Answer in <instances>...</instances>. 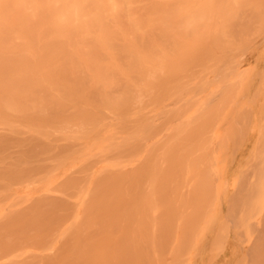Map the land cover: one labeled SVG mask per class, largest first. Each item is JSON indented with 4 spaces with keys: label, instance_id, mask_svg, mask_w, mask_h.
<instances>
[{
    "label": "bare ground",
    "instance_id": "1",
    "mask_svg": "<svg viewBox=\"0 0 264 264\" xmlns=\"http://www.w3.org/2000/svg\"><path fill=\"white\" fill-rule=\"evenodd\" d=\"M223 1L224 2L219 7H215L212 10L213 12H211L210 9L206 11L207 8H210L208 7L207 4L212 3L213 6L215 4L214 3L215 0H0V264H190V261L191 259H193V257L192 258L188 257L189 259L187 258V262L184 263L183 261L184 259H182V257L185 256L186 253H184V255L182 253L185 252V250L182 251V253L180 249L178 252H176L179 247L176 246L177 243H175L174 245L175 252H173L174 249L173 250L171 249L170 253L172 254H167L168 255L167 256L165 251H167V253L169 251L167 250L166 243H168L169 245L172 244L171 240H174V238L169 240L170 237L167 236L164 237L165 239L164 238L161 239L160 238L161 236L160 237L157 236V233L160 234V229H159L160 227L161 228L164 227L166 231H168L167 229H169L170 231V228L173 227H175L176 230L175 225L177 222H175V224H172V222L166 221L165 217L169 214L168 217H172L171 220L174 222L173 218L175 216L176 217L178 216V212H177L178 208L181 209L182 213L183 211L186 213L185 211L186 208L185 206L187 205L186 203L188 202L191 203L192 200L190 201L189 197L190 199H193L192 196L194 194L197 195V198L199 200L194 196L195 198L194 202L195 200H197V202H195L197 204L195 205L194 202L192 201L191 203L192 210L195 206L198 207L199 201H200L199 208L200 206L202 207L201 204H203L204 206V203H202L204 201V199H202V195L207 198H210V196L208 197V195L210 194L209 191L210 189H212L214 195V186H215V190L217 189L218 186H220L218 187L219 190L223 191L222 189H224L226 192L225 188L220 189L221 185L218 183V181L216 184L215 179L216 178L219 179L220 177H222V181H224L223 179L225 177L223 178V176L224 175L226 176L228 173L224 174L223 171L224 174L223 176L220 175V173H219L220 177H218L219 176L218 174L217 177L215 175L214 177L216 178L213 177L214 178L213 181V179H210L209 176L207 177V175H204L205 170H203L204 169L203 167V169L201 170L203 171L202 173L203 179L204 176L206 177L205 178L206 180L205 179L203 180L205 184H203L202 177L200 176H199L200 178L198 177L199 174L198 171L201 168L198 169L197 167L198 174L196 172L194 174L196 178L198 177V179L192 176L196 181L193 180V182H191L192 187H190V185L189 187L193 189V187L197 185L198 188L197 186H195V189H193L194 191L189 189L188 192L193 191V193L191 194L189 193L188 196H186L187 194L185 195V193L187 192L186 191L187 187H185L186 180L190 181V178H192L191 175L189 174L190 177L189 178L187 177L189 180L184 179V177H186L185 169H184V165L186 164L185 161L188 158H192L190 157V155L196 153L195 150H197L198 148L201 149V146H203L205 143L206 144L204 146L210 147L209 145H207V142L211 141V140L208 141L211 135L205 136V134L207 133L206 131H208V129L206 130L204 129V127L209 128V126L212 125V127L215 126L216 128V125L213 122H216L214 121V119L216 120V118H218V115L216 114L217 109L211 107L212 104H209L210 103L209 102L208 106L210 107H208L207 109L209 114H206L205 117H207L208 115L209 116L207 117L206 120L204 119V121H202L203 120L202 117L201 119L202 125H200L201 121L199 123V121L196 120L198 119L197 116H196L197 118H195L194 120L192 117H190L193 115L192 113H190L189 117L186 115L187 113L184 114V112H187L188 109H191V111H193V108H191L192 106L189 105L191 102L185 100L187 104L189 102L187 106L188 108L186 110L184 108V105L186 103H184V105L181 104L182 106L178 107L179 110L177 109L176 105L174 106L173 102L174 99L178 97L177 94L176 97H173L174 99L170 98V100L171 99L172 100L169 101V103L173 104V106L171 107L170 105L171 108L170 110L168 109V112L170 114L172 108L175 107L178 110L177 111L178 113L175 114L176 110L175 112L172 111L173 118L170 115H169L170 117H168V115L166 116V113L168 112L163 111L161 108V110L165 112L164 117L168 118V120L165 118L167 122H165L166 120L163 122L162 120L163 116L161 117V114L163 113L160 112L159 117L161 118L162 121L159 122L157 120L159 128L158 125L156 124L157 121L156 123L152 121L153 119L155 121L156 118L154 116L155 114L152 115V117L154 116L155 118L154 117L150 118L149 115L151 111L149 113L147 112L145 113L144 118L149 117L150 119L147 118L146 120L148 121L151 120L150 121L151 123L153 122L152 123L153 127L151 128L154 129H151V131H149L147 125L142 124L141 120H139V118L141 119L143 117L142 113L144 112V111L141 112L143 109L141 110L139 106L141 105V108L143 107L148 108V104L154 103V101L156 102V100L157 101L163 100L164 94H162L163 96L156 95L158 91L169 93L170 92L169 89H171V87L169 86L170 88H167V90L165 88L171 82V81L167 82V80H169L170 78L172 80L173 76L179 75L180 77H182L181 79L186 80L185 78H183L184 76L182 75V73H184L188 65L190 66V68L192 67L191 63L197 61L198 64L200 60L203 61V58H207V57L208 59L205 60L207 61L210 59L213 63L214 59L212 60V57L214 58V55L213 56L210 55L212 50L214 54H215L214 52L215 50L216 53L218 52L216 54V56L218 57V54H220L222 51H224V53L227 52L228 50L230 51L229 48L231 47V45L236 47L237 43L238 44L241 43L239 45H241L242 48H244V46L246 48V45L250 47L251 42H254L253 38H255V35L254 37H251L252 32H253L252 34L258 33V35H260L259 28L257 27V25L259 26V23L256 24V21L257 20L259 21V16L261 15L264 9V0H223ZM205 6H207V8ZM209 11L210 14H208ZM210 17H212L213 20L215 19V22L213 20L210 21L211 20ZM251 26L253 27V29L252 28L250 29ZM262 34H263L262 37H264V33ZM250 37L253 40H251ZM242 43H244L245 45H243ZM249 43L250 45H248ZM254 46L256 45H253L252 49H254L253 51H256L257 48L255 50ZM262 46H264V44L261 45V47ZM223 47H227L228 50L227 49L222 50ZM241 47L240 49L239 48L236 49V51L241 50ZM219 48H221V52H219L220 50L217 51V49ZM259 49H260V53H262L260 47ZM262 49L264 50V48ZM234 51L235 50L232 51V54L229 53V55H227L228 53L224 54L222 52L223 54L222 53L221 54L223 58L221 57V55H219V57L221 58V60H224V58H226V60L228 61L227 56L230 57V55H232L231 58L232 59L235 58L233 57V55L236 54L235 53L236 51L235 52ZM257 51L255 52V54L257 53ZM233 52L235 54H233ZM246 52L247 51H245L244 53ZM250 52L252 51L250 50ZM237 53H240V51ZM209 55L211 56L210 58ZM224 55H226V57H224ZM263 55L264 54L262 53L260 57L261 60ZM256 57L258 58V56L255 55L253 60H255ZM230 60L228 62L229 68L233 67L232 65L234 64V62H232L233 64L230 63ZM234 60L237 63V58H235ZM216 62L214 63L216 64ZM242 62H243L242 65H244L245 61L242 60ZM208 64H210L209 61H207L206 65ZM211 65L206 66V69H204L205 71L204 70L203 71L204 72L207 71L208 74L211 73L210 71H208ZM220 65H223L224 67V64H220ZM226 65L227 64L225 62V66ZM200 66H201L200 70L202 71V65ZM194 68L196 69V67ZM251 68L252 70H254L253 68L255 67L252 66ZM251 68L249 70H251ZM210 69H212V67ZM187 70L185 71L184 75L187 76V80L189 81L193 79L192 78L193 75L196 76V73L190 76L192 79H188L189 74H187ZM214 71H217V68ZM222 71L225 72L227 71V69H224ZM247 72L249 73L250 71ZM190 73H192L191 70ZM234 73L235 72H233V75ZM237 73L236 76L233 77V79L236 77L235 79L237 80ZM243 73L245 74L246 72ZM253 73H250L249 75ZM202 74L204 73L202 72ZM224 74L225 73H223L222 76L220 75V77L219 75H217V78L219 77L218 78L219 80L223 78V82H225L226 74L225 75ZM204 76L202 75L201 78H203ZM201 78H199L198 81H196L197 79L194 80L196 82H199L201 81L200 80ZM207 78L205 77V79ZM245 78H247V76ZM210 79L213 80L212 76ZM242 79L243 77H241L240 80ZM174 80L175 78L173 79V81ZM187 80L184 82L185 83L188 82ZM194 80L192 82L196 83ZM227 80H229V78ZM173 81L172 84L175 83ZM214 81L216 82L217 80L214 79ZM250 81H248V83ZM184 82H181L180 84L183 87L185 86L183 85ZM223 82H220L221 86H222L221 83ZM236 82L238 83V81ZM243 82L244 81H242V83ZM188 83L191 84V81H189ZM202 83L203 85L206 84V83L204 84V82ZM208 83L209 81L207 82V84ZM163 84L165 87L162 86ZM232 84H233V88H232ZM232 84L231 86L229 85L228 86L232 89H237L236 87L238 85L237 86L235 85L234 88V83ZM244 84L246 83L245 82L243 83V87ZM226 85L227 84H225V86ZM192 86H194V84H192ZM208 86L205 85V87ZM262 86H264L263 83ZM162 87H164V89ZM175 87H174L175 89L174 91L178 92L177 90L180 88L179 87L175 88ZM196 87L195 89L193 87H190V89L193 88L194 90L193 89L191 90H193L194 92L196 90ZM205 87H203V89H207ZM260 87L261 86H258L257 88L261 89ZM160 88H162V90H160ZM188 89L189 88H187V90ZM199 89H200L199 91L201 92L202 89L201 88ZM243 89H246V87ZM174 91L172 92L173 94ZM186 91L184 90V92ZM199 91L197 89V92H195L194 95L200 93ZM227 91L229 90L226 89V93L230 92ZM239 91L240 88L236 93H238ZM259 91L263 92L264 90L263 91L259 90ZM184 92L182 93L183 96L185 95ZM188 92H192V91L188 90L187 93ZM219 92L220 94L222 93L221 90H219ZM247 92H249V90L246 89V94ZM206 93L205 95H207ZM240 93L236 95L238 96ZM257 93L258 91L254 92L255 95H257ZM224 94L222 96H224ZM233 94H234L233 99L235 100L236 99L235 93L233 92ZM242 94L240 95L242 96ZM189 95L191 96V94ZM189 95L187 97H190ZM219 96L220 95H217L219 100L216 97L217 104L218 101L220 102L221 99H222L221 101L223 102V99L225 98V97L220 98L221 96L220 97ZM247 96H249V94ZM147 97L148 100L146 101V103H144L143 101H145L144 99L145 98L147 99ZM155 97H157V99ZM198 97L196 96V98ZM244 97L245 96H243L242 98L244 99ZM166 98L167 97H165L163 101H165ZM250 98L252 99V97ZM260 98H261V94H260ZM263 98L264 97H262V99ZM185 99L188 98H186L185 96ZM192 99H194V97ZM195 99L192 101L193 104L194 102H196ZM233 99L232 101L234 102ZM149 100L151 101L148 102ZM178 101H181V103L183 102L182 98L181 100L178 99ZM236 101H237L236 105H238L237 103H240L239 99L238 100L236 99ZM244 101L247 100L244 99ZM263 101L264 100H262V102ZM178 104H180V102ZM223 104L220 105L226 109V107L224 106L225 104L224 105ZM243 104H245V102ZM243 104L241 106H243ZM150 106L152 107V105ZM263 106H264L263 103L262 106L259 105V107L263 109V113L262 111H259L261 113H259L260 115H258L257 113L258 117H260L262 114L264 115ZM180 107L183 108L182 110L183 112L181 111L182 113L179 112L181 110ZM204 107L207 108L206 105ZM204 107H203V111L206 112ZM167 108L169 107L167 106ZM211 108L215 109V112L212 111ZM230 108L234 110V107L232 108L230 106ZM261 108L259 109L261 110ZM198 109L199 108L197 109L195 108L194 111L196 112V110ZM249 109L250 108H248L247 110L244 109L245 116L243 114L244 112L242 110L240 111L243 112L242 114L244 116V119H247V116L249 118V112H248ZM106 110L107 111L111 110L112 112L109 111L108 114ZM147 110L149 109H146V111ZM254 110L252 111L253 114L251 115H253V117L257 119L258 117H256ZM104 111L107 117L110 116V114H113L114 112L118 114H123V117L121 115L120 118V121H122V119L125 118L124 122L122 121L123 125L122 123H120L119 119H117V121H119L118 122L119 125L121 124L120 128L123 129L118 128L117 131L116 123H114L115 125L113 124L114 125L113 126L111 123H113L114 119L110 117L109 118L106 117V119L107 121L109 119H110L109 121L112 120L111 123L109 122L110 125L112 126L110 125L107 126L106 124H108V122L104 123L105 122ZM209 111L213 112L212 114L217 116L213 117V115ZM219 111L218 114H220L221 112ZM227 112L225 111V114ZM124 113H130V115L133 117L132 119L133 121L132 120L128 121V117L126 120ZM140 113L142 115H140ZM198 113L202 114L201 112H199V110L195 114ZM221 113H223V109ZM102 114L104 115L103 119H102ZM158 114L156 116H158ZM183 114H184L183 122L186 124H184V126L181 128L180 126L181 123L178 125V122L175 120V122H177V125L175 122L172 125L174 126L173 127L174 129H176L177 126H180L178 129V131L179 130L180 131L179 132L177 130L173 131L174 129L172 128L171 131L173 132L170 131L169 133H167V129H166L165 132L167 134L165 133L164 135H162V133L164 132L163 128H165L164 127L165 125L162 126L163 127L162 128L160 127V124L162 125L166 123L167 126L166 128L168 127L171 128V126H169V118L171 119L170 123L173 119H178L179 121V119H182ZM113 115L111 116L115 118L116 115L114 116ZM199 116L201 117V115ZM210 116L212 118L211 120L213 124H211V122L208 121V118ZM159 117L156 119H159ZM219 117H221V114L219 115ZM236 118L237 120H239L238 116ZM260 118L258 119L260 120ZM262 119L263 118H261V120L257 122H260L261 124L262 122L264 123V119L263 121ZM101 120H104L102 121V123L103 125H106L104 126L106 128L103 127L102 129L101 126L102 124L100 122ZM125 120L127 121V123L129 122L128 123L129 125H127ZM233 120H235V117L232 119V121ZM137 121L139 122V126L137 130L139 131L140 135L134 136V134L131 133L132 131L130 132V130L131 128H133L134 124L137 125L136 124L138 123ZM130 122H134V123L133 124L131 123L132 124L131 125ZM192 122H195V124L198 123L197 126H195L194 124V126L191 127ZM229 122L232 123L231 121ZM225 123L222 124L227 126V123L226 124ZM247 123L249 125V122ZM260 123L258 125H260ZM140 124L141 127L143 126L142 132L140 130L141 129ZM154 124H156V128ZM174 124L176 125V127ZM98 125H100V130L97 129ZM124 125H126V131L130 129L129 132L125 131V128L123 127ZM242 125L243 124L241 123V126ZM258 125L254 124V127L256 128V126ZM200 126H202L203 130ZM230 126L232 128L228 126L225 130L231 128L230 130L229 129L227 130V134H229L228 137L231 136L230 137L231 139L229 138L231 141L233 138L231 133L236 137L237 132L235 131L234 124L233 126L232 125ZM112 127L113 128L115 127L116 129L114 128L115 129L114 130L112 129ZM144 127L148 130V133L146 129H144ZM254 127L252 124L251 129L254 130ZM194 128L196 129V131L200 129L201 130L200 132L198 131L196 133ZM243 128L241 127L242 134L239 136L241 138V136L244 137L245 134H247L246 136L248 138L249 135L248 131H246L245 133L244 130L245 133L244 134ZM119 129L121 131L122 130L124 131H122V133L119 134L118 133L120 132ZM213 129L211 130L213 131ZM262 129H260L259 136H261L262 134V140L264 141V134H263L264 129L263 131ZM137 130L136 128H134L133 131L135 133L136 132L138 133ZM252 130L251 132L249 131L251 133V137H252ZM144 131L147 134H145ZM203 131L205 132V134L203 133ZM233 131L236 135L233 133ZM254 131L255 132L258 131V127ZM216 132L217 131H215L214 135H216ZM125 133L126 134L130 133L131 135L132 134L133 135L129 136L130 134L125 135ZM198 133L200 135H198ZM257 133H259V131ZM196 134L198 135V138L197 137L195 138ZM201 134L202 135L204 134L205 138L201 137ZM219 134H217V136ZM14 135L18 136V138L16 139L17 140L16 145L19 147L17 151H13L9 149V140H10L9 137ZM192 135L194 136V138ZM221 135H223V133H221ZM224 136H220L223 138L222 140L223 143L220 142L221 138H218L219 142L216 141L217 144L222 143L223 148L227 147L225 143L226 134ZM239 136L235 140H237L240 143ZM200 137L203 142V145L201 141L199 142ZM79 138L85 139L84 142L83 141L79 142ZM212 138H213L212 141L217 139V138L214 139V137ZM76 139L78 140L74 141ZM130 139L131 140L134 139V140L130 142L129 141ZM160 139L163 141L159 143L158 140ZM257 139L258 138L256 137V141ZM260 139L261 137H259V141ZM259 141H257L256 142L257 145H255L256 153L258 154V157L256 156V158L257 161H259V163H257L256 166L257 168H259V166L261 165L262 167L261 170L264 171V164L262 165L260 162V160L264 162V157H263L264 155L262 154L263 156L262 157L260 156L263 151L262 147L264 145L263 144L258 145ZM216 142H214L215 149L217 146ZM53 143L56 144V146L59 145L60 148H62L61 152L52 153V151L54 150V147L52 145ZM230 143L228 144L230 145ZM245 144L248 145V143ZM254 144L250 143L248 146ZM194 145L199 147L196 148ZM220 146L218 147L220 148ZM259 146L262 147L260 148ZM193 148L194 150L192 151ZM233 148L236 147L233 146ZM252 148L254 149L253 146L251 147V149ZM227 149L228 148H226V151ZM241 149L243 150L244 148L242 147L240 148V150ZM259 149H261V151ZM205 151L206 150L204 149V152L200 153L199 150V153L202 154V157ZM246 151L249 152L248 149ZM207 152H206V156H207L206 160L207 158L210 157L211 150L210 152L208 153ZM212 152L215 151L212 150ZM250 152L251 154L255 153L254 151L251 150ZM44 153H48L46 155L47 157L45 156L44 159L37 160V157H39V155L41 156V154ZM207 154H209V157ZM246 154L248 153L246 152ZM217 155H218V151H217ZM219 155H221L220 157L223 159L222 155L224 154L220 152ZM197 156L200 155H196V157L194 156L193 159L190 160L188 159L190 163L189 167L190 169L192 168L191 170L196 169L194 164L195 165L197 164L196 166H198L197 161L199 159H197ZM211 157H213L212 154ZM216 157H214V159H216ZM239 157H238V161H239ZM244 157L245 156L243 154V159ZM251 157L255 158L254 155ZM199 158H201V156ZM218 158L219 157H217V160ZM204 160L202 162L203 164H205ZM217 160H215V162H218ZM255 160L256 159H253V162L256 164ZM192 161L195 163H192ZM218 163H220V161ZM207 164H208L207 167H209V164L212 163L207 162ZM245 164L242 166L245 167ZM236 165L234 166L236 167L235 169H237ZM213 166H215V164ZM217 166L219 167V165ZM231 166L229 168H231ZM73 167L75 168L74 172L73 173L68 172V169L70 171V168ZM186 168H188V166ZM211 168L213 167L210 166V169ZM221 168L223 169V167ZM213 170L214 168L212 169V171ZM244 170H242L243 171L242 174L245 172V174L247 175V170H250V168L247 169L246 171ZM179 172H181L182 174V175L180 174L181 177L178 174ZM208 172H211V170ZM216 172L214 171V174H216ZM59 174H61L62 176L59 177ZM221 174H222V170H221ZM250 174H253V172L252 173L250 172ZM36 175L41 176L40 177L41 185L39 189L35 190L34 192L37 195L35 194L33 195L32 192L34 191V189H31L32 191L30 190L29 193L31 194H28V192L27 193L24 192L26 188H24V191L21 189L23 191L22 193L21 190L20 193L19 191H16L14 189L12 191V188L14 187V181L20 180L19 182H21L23 178L25 179V181H29L30 177ZM166 175L167 176L170 175V177H168L169 179L166 177ZM177 175L179 176L178 179L176 177ZM173 176L176 178H173ZM251 176L249 177L248 174L247 176L248 181L249 178L250 179L252 178ZM253 176L255 179L253 180L254 181L258 180V182L255 183L256 186L254 184V187H252V185L251 187L252 189L253 188L256 189L259 187V186L257 187V185H260V180L259 177L256 180L255 174H253ZM162 177H164V179H162ZM243 177L242 179H239L238 187H237L238 192L236 191V188L233 193L230 191L231 194L233 195V198L231 197L232 195L231 196L229 195V198L232 199H229L227 197L229 199L228 200L229 202L226 201L227 203L226 205H228L227 210L229 209L228 210L229 214L231 213L230 210L232 209V206L235 207L234 211L232 209V213L235 212V214L234 215H232V213L230 214L231 216H233V218L234 216L236 217L237 214L238 217L239 213L241 212L240 216L242 217V219L240 218V216L237 219V220L240 219L239 220L240 224L239 222H237V220L236 223H238L237 225L239 226V228L243 226L241 230L244 229V231H247V235H246L247 237L249 236L248 234L251 233V231L248 232L249 229H247L245 225L250 226L249 219L252 218L254 220L253 218L254 214H256L255 216L258 215L257 210L260 211V213L262 210H264L263 208H261V204L263 205L264 202L262 203L260 201L261 197L264 196V193L263 195L261 194L262 195L261 196L260 192L264 189L260 188L262 187L261 186L262 184L258 188L260 192L258 191V189L256 190L254 189L256 195H258L259 193L258 196L260 197V199L258 196L256 197L255 194L254 196H250L249 193H247L249 197L246 196L247 195L245 194L246 192L243 193V191L246 190L249 191L251 189H249L250 185L249 187H247L249 190L245 189L247 183L245 182V177L244 178ZM227 178H226V183H227ZM156 179H157V183L155 181ZM166 179L168 180V184L166 183L167 182ZM173 179L174 181H176L177 179L176 184H173L174 183L173 181L172 184L174 186L168 187V185H170ZM169 180L171 181L169 182ZM233 180L237 182L236 181L237 179L235 177L231 178V181L235 183ZM146 181H148V183ZM149 181L152 184H150ZM164 181L166 184L164 183ZM180 181L182 183L185 182V184L183 185ZM219 181L221 182L220 179ZM160 182L162 183V185H159ZM214 182L217 185V187L216 185L213 186ZM146 183L147 185L148 184L149 185L147 186ZM154 183H156L157 185L155 186ZM178 183L183 185V188L186 189L184 190L183 197L181 195L182 192L179 191L181 190L182 186L178 185ZM221 183L223 187V183L225 182H221ZM201 184L203 185L202 186L204 188L203 190ZM241 185H243V187ZM153 186H155L156 188L160 186V188L155 189ZM226 186L224 185V187ZM231 186H233V184ZM145 187L147 189H149V187L150 189L154 188L155 192L154 191L150 192L152 195L150 196L151 198L148 196V193L144 192ZM176 187L177 190L175 189ZM170 188H172V190ZM165 189H167L166 190L167 192L165 191ZM198 189L199 191L200 190L201 191L199 192ZM205 189L206 190L208 189V192H206ZM219 190L215 191L217 192V194H215L216 197L219 194L223 196ZM228 190L226 196H228L229 193ZM232 190H234V188ZM145 191L147 190L145 189ZM172 191L174 193L173 195L175 196V198L173 195L170 196ZM153 192L154 193L157 192V193L154 195ZM162 192H164L163 193L164 196ZM179 192L181 196L180 199L184 197L186 198L188 197V201L184 198V200L182 199V201L185 202L186 200V202L182 203L181 200L177 199ZM194 192H197V194ZM240 192L244 194L245 200H243L244 196L241 197V199L238 198L241 203L238 202L237 205L239 206H237L235 203L238 201L237 200L238 195L240 197ZM145 194L147 196V199L149 198V200H147L148 205L150 204L149 201H151V204L153 203L152 206H148L149 208H151V210H149L150 213L153 214V215L151 214L153 217L150 219V221L149 220L146 221L148 219L146 218V214L148 212L146 209L148 208H146L147 202L144 196ZM165 194L168 195V198L165 196ZM153 195L155 197H159V201L157 198H152ZM221 196L217 197V200L215 197L214 198L216 201H218L219 198L221 199ZM254 197H256V199ZM170 198L173 199V200L171 199L170 202L173 208L176 207L175 202L178 200V204H177L178 208L169 209ZM263 198L261 199L262 201H264ZM251 199L253 201H251ZM208 200L209 199H207V203L210 202L209 205L211 204V202L213 203L214 201L213 199H211V201L209 200L208 202ZM230 200H234V202L232 201V204L234 205L230 203L231 202ZM254 200L255 202H257L258 200L260 201L259 204L256 203L257 207H255V205H252L254 203ZM161 201H163V203H161ZM248 202L252 205L253 208L250 205H248ZM156 203L157 205H160L161 203L160 206L161 208L158 207ZM181 203L184 208L180 205ZM216 203L218 204V202ZM219 203L221 204V202ZM223 203L225 205V202ZM242 203L243 205L245 204L247 210H249L248 209L249 206H250V211L254 210L253 215L250 213V211H249L250 216L247 214V212L244 213L245 209L243 211V215H242V211L240 210L238 211V207L240 209L244 207L241 205ZM162 204L164 206H162ZM209 205L207 204L205 206V208L206 207L207 208L206 209L204 208L203 211L207 210ZM235 205L237 206V208ZM258 205H260V207ZM154 206L158 207V209H156L155 211H158L159 208L161 209V211L159 210V213L157 212L156 215L152 211ZM188 206L189 204L187 205V208ZM163 208H165V210H163ZM191 209L188 212L190 216L189 214L187 215V213L186 216H184L185 213L184 215H182L181 212L179 211L181 216L184 217L185 220L180 218L182 219V221H179L178 223L179 224L178 231L179 229H181V226H183L186 222L189 223L187 219L188 216L189 218L191 217V213H190V211L192 212ZM210 209L208 211H210ZM166 210L168 211V213ZM213 210H215L214 212L216 211L218 212V213L216 212L217 215L222 214L221 211L219 213L218 211L219 209L217 210L216 207L212 209V213ZM172 211L174 212L173 213L174 215L171 214ZM236 211L238 212L236 213ZM175 212L177 215L175 214ZM194 212L196 213V216L197 214H199V219L202 218V214H204V216L206 217L208 216L207 214L210 213L206 211L205 212L201 211L202 214L201 212L200 213H197L196 211ZM163 213L166 216H164ZM225 213L227 214V212ZM148 215L149 214H147V217ZM151 215L149 216L151 217ZM217 215H212L214 216L212 218L216 219ZM227 215H225V217ZM156 216H158V218L161 219L159 221L165 220V224L167 225V228L165 224L163 223L161 224V222H159L158 224L156 220L157 219ZM163 216H164V220H163ZM204 216L203 218L205 219ZM229 216L228 218L226 217L227 221L223 220L222 226H221L222 221L220 224H218L220 225V227H218L219 229H221L224 226V222H226V224L229 222L228 219L232 221L231 216L230 218ZM262 217L263 216H261V218ZM246 218L248 219L245 220ZM174 219L176 220V218ZM193 219L197 220L198 218L194 217ZM235 219L232 221L233 223L235 222ZM243 219L245 220L244 224H243L244 221ZM177 220H179V218ZM190 220H192V218H190ZM205 220L203 221L201 220V223H203ZM263 220L262 223H264ZM183 221H185V223L181 225L182 223L180 224V222ZM192 221L195 222L194 220ZM214 221L217 222V220ZM210 222H212V219H210ZM188 223L187 226L190 227ZM207 223H209L208 219L206 224ZM262 223L258 222V225L259 224L261 225H259V227L255 229V234H254L255 236H253L254 238L252 239L250 237L252 240H249L251 242L246 246L244 245V243H247V241L244 242V238L245 240H247L246 237L244 236L241 239L238 236V232L235 235V237L232 236L234 237V239H232L229 234L228 236H226L227 228L225 224L224 228H226V230H224L223 228V231H225L224 233L226 240L224 264H264V225ZM210 224L211 226H209V224L207 226L211 227L210 228L211 231L213 223ZM170 225H172L173 227H170ZM195 226L196 225H192V227ZM234 226L236 229L235 223ZM184 227H186V224L184 225ZM208 228H206L205 225L204 229L207 230ZM165 229L164 231L163 229L161 231L165 233ZM188 230L190 231V228H188ZM201 230H203V226ZM206 230L203 232H206ZM210 231H208V233ZM244 231H242V233H244ZM170 233L173 234V229H171ZM181 233L182 232L180 231V234ZM186 233L188 235V232H185L184 239L187 238ZM212 233L210 232V236ZM191 234L189 232V237L187 239V242L185 240V243L188 244L189 240L193 241L195 239L193 236L194 234L192 235L193 238H190ZM198 234L200 233L198 232ZM245 234L246 233H244V235ZM199 236L200 235H198V237ZM215 236L213 241L214 244H215ZM221 237L223 238L221 239V241H223L224 243V236H222V233H221ZM179 238L180 237L177 238V241L182 243L181 241L182 238L178 240ZM197 239L199 242H195L194 244L195 246L196 243L197 246H199L198 243H200L199 238ZM204 239L205 237L202 236V240ZM163 241H165V243ZM159 242L164 247L166 246L165 250L161 249L163 246H161L160 248ZM180 243L178 244L180 245ZM169 245H168V249L170 248ZM191 245L190 248L192 249L193 246L191 247ZM181 246L183 248V244L180 245V247ZM213 246L214 245H212V247L210 246V248H213ZM186 247L187 245L184 248L186 249ZM198 248L203 249L204 245L201 248L196 247V249ZM221 248L223 249V247ZM206 250L207 251L209 250L210 252L208 246ZM218 250L221 251L220 249ZM162 251L163 253H161ZM203 251L201 254L204 253ZM196 260L198 261V258Z\"/></svg>",
    "mask_w": 264,
    "mask_h": 264
},
{
    "label": "rangeland",
    "instance_id": "2",
    "mask_svg": "<svg viewBox=\"0 0 264 264\" xmlns=\"http://www.w3.org/2000/svg\"><path fill=\"white\" fill-rule=\"evenodd\" d=\"M223 2H224L223 0H222V2H221V0H219V1H216V0H215V2H214L215 4H214L213 6H212V3H208L207 5H208V7H210V8H207V6H205V7L207 8L206 11H208V10L210 9V11L213 12L212 10H213L215 7H219ZM216 3H217V4H216ZM210 11L208 12V14H210ZM263 13H264V9H263L261 15L259 16V21H258V20L256 21V24L259 23V26L257 25V27L259 28V31H260L259 34H260V35H258V33H255V34H252L253 32L251 33V37H254V35H255V38H256V37H257V38H256V39L253 38V39H254V42H251V46H250V47L246 45V48H245V46H244V48H242L241 45H239V44H241V43H239V44L237 43L239 46H238L237 44H236V47L231 45L232 50H231V47L229 48V45H228V48L230 49V51L228 50L227 47H223V48H222V50L227 49L229 52H228V51L225 52V53H224V51H222V52H223L224 54L228 53L227 55H229V53L232 54V51H233V50L236 51V49H238V48L240 49V47H241V50H238V51H236V52L234 51L237 55L233 52V54H235V55H233V57L237 58V63H236V61L234 60L235 58H233V59L231 58L232 55H230V57L227 56L228 61L226 60V58H224V60H221V58L219 57V55H221V57H222V54H223V53L221 52V48L217 49V51L220 50L219 52L222 53V54H221V53L218 54V57H219V58L216 56V54H217L218 52L216 53V50H215V51H214L215 54H214V53H213V50H212V52H211L210 55H211V56L214 55V58L212 57V60L214 59V62L217 61L216 64L213 62V63H214V65H213L212 61L209 59V60H207V61H209L210 64L206 65L207 61H206L205 59H208V57H207V58H203V61H202V60H200V62L198 61L200 64H199V63L197 64V61L191 63V66H192L191 68H190V66L188 65V67H187L188 70H187V69H186V70H187V74H189V77L192 76V74L196 73V76L193 75V77H192L193 79H192L191 77H190V78L188 77V79H192V80H189V81H191V84L188 83L189 81L187 80V76L184 75V74H185V71H186V70H185L184 73H182V75L184 76L183 78H185L188 82L185 83L184 81H186V80L181 79L182 77H180L179 75L173 76L172 78H173V79L175 78V80L173 81V79L171 80V78H170L169 80H167V82H169V81H171V82H170V84L168 83L169 85L165 88V89L167 90V88H170V87H171V89H169L170 92H169V93H164L163 91H158V93L156 94V95H162V94H164V96L167 97L165 101H163L165 97L162 95V96H163V100H160V101H159V100H158V101L156 100V102L154 101V103H150V104H148V108H145V107L141 108V105L139 106L141 110L143 109L141 112L144 111V112L142 113L143 115L140 113V115H142L143 117H142L141 119L139 118V120H141V123H142V124H146V125H147V128H148L149 131H151V129H154V128H151V127H153V124H152L153 122L156 123L157 120H158L159 122H161L162 120H163V122H164L166 119L168 120V118L164 117V116H165V112H168V109L170 110V108L173 106V104H174V106L176 105V107H177V109H178L179 106H182V105H184V103H186L185 100L191 102L190 104H189V102H188V104L192 106L191 108H193V111H191V109H188L187 112H184V114L187 113L186 115H187L188 117L190 116V113H192L193 115L190 116V117H192L194 120H195V118L198 117V119H196V120H198L199 123H200L202 117H203V120H202V121H204V119L206 120L207 117L209 116V115H208L207 117H205L206 114H209L207 109H208V107H210V106H208V103L210 102L209 104H212L211 107H214L215 109H217L216 114L218 115V118L221 120V121H220L218 118H216V120L214 119V121L217 122V123H216V122H213V123H215L216 128H215L214 125H213L214 127H212V125H210L209 128L204 127V129H206V130L208 129V131L214 128L213 131L211 130L212 132H211V131H209V132L206 131V132H207L206 134H205V132L203 131V133L205 134V136H210V135H211L210 138L208 137V138H209L208 141H210V140H211V141H210V142H207V145H209L210 147L207 146V147H208V150H207V147L204 146L206 143L203 145V142H202V140H201V137H204V138H205V136H204V134H203V135L201 134V137H200L199 142L201 141V142H202V145L204 146V148H203V146H201V149H202L203 151H202L201 149L198 148V149H197L198 151L195 150L196 153H193V154H192L193 156L190 155V157H192V158H188V159L190 160V159H193L194 156L196 157V155H200L201 158H199L200 156H197V159H199V160L197 161L198 166H196L197 164H196V165L194 164V166L196 167V169L191 170L192 168L190 169V167H189V166H190V163H189V160L187 159V160L185 161L186 164L184 165L185 175H186V177H184V179H188V178L190 177L189 174L191 175V177H192V176L195 177V174H194V173L196 172V173L198 174V172H199L198 177H199V176L202 177V181H203V180L206 178V177L204 176V179H203V176H202L203 171H201V170L203 169V167H204L203 170H205V171H204V173H205L204 175H207V177L209 176V178H210V179H213V181H214V178L217 177V174L219 175V173H220V175L223 176L224 174L228 173L226 176H225V175L223 176V178L225 177V178L223 179L224 181H222V177H220V175L218 176V177H220L219 179L221 180V182H225V183H223V187H222V183L219 181V179H218V178L215 179L216 184H217V181H218V183L221 185V188H220V189L225 188V189H226V192H225L224 189H222L223 191H220L219 188H218V187H220V186L217 187V185H216L215 182H214L213 186L216 185V187H217V189L215 190V186H214V195H213V190H212V189H210V191H209L210 194L208 195V197L210 196V198H207V197H205V196H203V195L201 194V195H202V199H204L203 202L201 201L202 203H204V206H203V204H201V205H202V207L200 206L201 209L199 208V203H200V201H199V202H198V207H197V206H195L194 208L192 207V208H193V210H192V209H191V203H192V201L194 202V199L197 198V195L194 194V195L192 196L193 199H190V197H189V200H190V201L192 200V201H191V203H189V202L186 203L187 205L189 204V206H190V207L188 206V208H187V205L184 204V205H186V206H185V207H186V208H185V211H186V213H187V215H188V214H189V213H188L189 210H190V209L192 210V212L190 211V213H191V217H190V218H192V220H194L195 222H193L192 220H190V218H189L190 214H189L188 219H187V220L189 221V223H188V222L185 223V221H183V222H180V224L182 223L181 225H183V223H185V224H186V227L190 228V231L188 230V228L184 227L185 224H184L183 226H181V229H182V230L179 229V231H178V227H179V224H178V223H179V221H182V219L185 220L184 217L181 216V214L184 215L185 212L183 211V213H182L181 209H179V208L177 207V204H178V200H177V201L175 202V204H176V207H175V208H178V209H177L178 211H177V210H176V211L178 212V216H177V217L179 218V220H177L178 218L175 216L174 218H176V220L173 218V220H174V222H173V221L171 220L172 217H168L169 214L166 216V215H165L166 212H165V214L163 213L164 216H166V217H165L166 221L172 222V224H175V222H177L176 225H175V226H176V230H175V227H173L172 225H170V227H173V228H170V231H169V229H167L168 231H166V229H165L164 227H163V228H161V227L159 228V227H158V228L160 229V234L156 232V233H157V236H159V237L161 236V237H160L161 239L164 238V237H167V236L170 237L169 240L174 238V240H171V242H172L173 245H172V244L169 245L168 243H166V245H167V250L169 251L168 253H167V251H165L166 255H167V254H172V253H170V250H171V249H172V250L174 249L173 252H175V246H174L175 243H177V244H176L177 247H178V246L180 247V245L183 244V248H182V246H181L180 248L178 247V250H177V247H176V250H177L176 252H178L179 249L181 250V253H182V251L185 250V252L182 253L183 255H184V253L187 254V255L185 254V256H183L184 258L182 257V259H184V260H183L184 263L187 262V258H188V257H190V258L193 257V259H191V261H190V264H191V263H192V264H194V263H195V264H196V263L199 264V262H200V264H224V253H225V244H226V240H225V233H224L225 231H223V228H224L226 222H224V226H223L221 229L218 228V227H220V225H218V224H220L221 221H222V223H221V226H222V224H223V220H226V221H227L228 216L232 213V209H233V211H234V208H235V207L232 206V209H231V206H230V209H231L230 212H231V213L229 214V211H228L229 209L227 210L228 205H226V204H227L226 201H228L229 199H232V198H233V195L231 194V192L233 193V192L235 191V188H236V191L238 190L237 187H238L239 179H242L243 175L245 174V172L242 174V172H243L242 170L245 169L244 171H246L247 169L250 168V170H247V175L245 174L244 177H245V182L247 183L245 189H248L247 187H249V185H250V188H249V189H251V190L248 189L249 191L246 190V191H243V193H245V192H246L245 194L249 193L250 196H254V194H255V196L257 197V196L259 195V193H258V195H256L255 190L258 189V188L260 187L261 184H262V185H261L262 187H260V188H261V189H264V171L261 170V169H262L261 165L259 166V168H257V166H256L257 163H259V161H257V158H256V156L258 157V154L256 153V147H255V145H257L256 142L259 141V137H261V139H260L258 145H262V144L264 145V141L262 140V134H261V136H259V135H260V129H262V128L264 129V123L262 122L263 119H264V115H263V114L260 116L261 118H263L262 121H261L263 125H262L260 122H257V121H260V120H261V118L258 117V115H260L259 113H261V112H259V111H262V113H263V109H262L261 107H259V105L262 106V103L264 104V101L262 102V100H264V98L262 99V97H264V91H263V90H264V86H262V83L264 84V75H263V74H264V71H263V69H264V60H263V59H264V55H263V57H262L263 62H262V60H261V58H260L261 55H262V53L264 54V52H263L264 50L262 49V48H264V46L261 47V45L264 44V37H262V36H263L262 33H264V14H263ZM211 15H213V14H211ZM211 15H210V16H211ZM262 15H263V16H262ZM261 16L263 17V19H262ZM260 17H261V19H260ZM210 18H211V20H210ZM210 18H209V20L212 21V20H213L212 17H210ZM215 18H216V17H215ZM213 21L215 22V19H214ZM254 25H255V24H254ZM251 28L253 29L252 26L250 27V29H251ZM255 29H256V28H255ZM255 29H254V30H255ZM262 30H263V31H262ZM257 31H258V30H257ZM254 32H256V31H254ZM228 36H229V35H228ZM259 36H260V37H259ZM229 37H230V36H229ZM251 37H250V39H251ZM230 38H231V37H230ZM253 39H251V40H253ZM262 39H263V40H262ZM237 42H238V41H237ZM259 43H260V44L262 43V44L260 45ZM242 44L245 45L244 43H242ZM234 45H235V44H234ZM243 45H242V46H243ZM248 45H250V43H249ZM253 45H256V46H254V47H255V50H256V48H257V50H258V51L256 50V51H257L256 54H255L256 51H253L254 49H252V48H253V47H252ZM237 46H238V47H237ZM233 47H234V48H233ZM259 47L261 48L262 53H260V49H259ZM247 48H248V50H247ZM249 48H250V50H251L253 53L250 52ZM213 49H214V48H213ZM242 49H243V51H242ZM244 50L247 51V52L244 53V52H245ZM239 51H240L241 54H240V53H237V52H239ZM241 51H242V52H241ZM248 51L250 52V54H249ZM251 53H252L254 56H253ZM210 55H209V58L211 57ZM255 55L258 56V58L256 57V59L253 60V58L255 57ZM236 56H237V57H236ZM244 56H245V57H244ZM247 56H248V57H247ZM252 56H253V58H252ZM224 57H226V55H224ZM222 58H223V57H222ZM238 58H239V61H238ZM243 58H244L245 60H244ZM251 58H252V59H251ZM230 59H231L232 61H231ZM241 59H242L243 61H245V62H244V65H245L246 67H245L244 65H242L243 62H242ZM204 60H205V61H204ZM215 60H216V61H215ZM229 60H230V63L234 62V64H236V65H234V64L232 63V64H233V65H232L233 67L230 66L231 68H229V64H228ZM201 61H202V63H201ZM220 61H221V62H220ZM250 61H251V62H250ZM253 61H254V63H253ZM205 62H206V63H205ZM225 62H226V64L228 65V67H227V65L225 66ZM245 63H246V64H245ZM248 63H249V64H248ZM258 63H259V65H258ZM261 63H263V64H261ZM211 64H212V65H211ZM220 64H224V67H223V65H220ZM250 64H251V66H250ZM195 65H196V66H195ZM200 65H202V71L200 70V69H201V68H200V67H201ZM209 65H211V67H212L213 70L210 69L211 67H209L210 70L207 68L208 71L211 72V73L208 74L207 71L204 72V71H205L204 69H206V66H209ZM230 65H231V64H230ZM240 65H241V66H240ZM247 65H248L250 68H251L252 66H254L255 68H253V69H254V70L256 69V70H255L256 73H255L254 70H252V68H251V70H249L250 68H249ZM256 65H257V66H256ZM204 66H205V67H204ZM213 66H214V68H213ZM217 66H218V67H217ZM243 66H244V67H243ZM194 67H196V69H195ZM203 67H204V68H203ZM220 67H221V69H220ZM237 67H238L239 69H238ZM240 67H242V68H240ZM257 67H258L259 69H258ZM193 68H194V69H193ZM198 68H199V69H198ZM216 68H217V71H214ZM218 69H219V70H218ZM224 69H227V71H228V70H229V71H228V72H227V71H225V72L222 71V70H224ZM243 69H244V70H243ZM190 70L192 71V73H190ZM193 70H194V71H193ZM203 70H204V71H203ZM242 70H243V71H242ZM260 70H261V71H260ZM198 71H199V72H198ZM213 71H214V72H213ZM219 71H220V72L222 71V72L220 73ZM239 71L241 72V74H240ZM247 71H250V72L248 73ZM253 71H254V73H253ZM202 72L205 74V76H204V74H202ZM212 72H213V73H212ZM216 72H217V74H216ZM233 72H235L234 75H233ZM237 72H238V73H237ZM243 72H246V73L244 74ZM260 72H261V73H260ZM198 73H199V74H198ZM218 73H219V74H218ZM223 73L226 74V75L224 74L226 80L229 78V80H227V83H226V80H225V79H224L225 82H223V78H222L221 80L218 79V78L220 77V75L222 76ZM236 73H237V80L235 79L236 77L233 79V77L236 76ZM247 73H248V75H247ZM250 73H253V74L249 75ZM259 73H260V74H259ZM187 74H186V75H187ZM200 74H201V75H200ZM206 74L208 75V78H207V75H206ZM215 74H216V75H215ZM238 74H239V75H238ZM254 74H255L256 76H255ZM261 74L263 75V77H262ZM182 75H181V76H182ZM202 75L204 76L203 78H201ZM217 75H219L218 78H217ZM232 75H233V76H232ZM244 75H245V76H244ZM260 75H261V76H260ZM198 76H200V77H198ZM211 76H212L213 80L210 79ZM213 76H214V77H213ZM240 76L243 77L242 80H240V79H241ZM246 76H247V78H245ZM250 76H251V77H250ZM252 76H253V79H254V80L252 79ZM195 77H196V78H195ZM197 77H198V79H197ZM205 77H206L207 79H205ZM223 77H224V76H223ZM238 77H239V78H238ZM248 77H249V78H248ZM258 77H259V79H260L261 81L258 79ZM199 78H201V79H200L201 81L196 82V81L199 80ZM180 79H181V80H180ZM194 79H195V80L197 79V80L195 81ZM214 79L217 80V81L215 82ZM231 79H232V80H231ZM176 80H177V83H178V84L176 83ZM193 80H194L196 83H193V82H192ZM206 80H207V81H206ZM210 80H211L212 82H211ZM235 80L238 81V83H237ZM250 80H251V81H250ZM258 80H259V81H258ZM172 81L175 82V83H174L175 85L172 84ZM205 81H206V82H205ZM208 81H209V83H208L209 86H208V84H207ZM234 81L236 82V84H235ZM240 81H241V83H240ZM242 81H244V82L246 83V84H244V87H243V83H244V82L242 83ZM248 81H250V82L248 83ZM181 82H184V84H183V85H185L184 87L180 85ZM202 82H204V84L206 83L205 85H207L208 87H205V85H203ZM210 82H211V84H210ZM220 82H223V83H221L222 86L220 85ZM230 82H231V83H230ZM252 82H253V83H252ZM200 83H201V85H200ZM213 83H215V84H213ZM218 83H219V85H218ZM224 83L227 84V85L225 86ZM229 83H230V84H229ZM232 83H234V88H235V85H236V86L238 85V86L236 87L237 89H232V88H233V84H232ZM259 83H260V84H259ZM165 84H166V83H165ZM192 84H194L195 87L197 86V87H196V90H195L194 92H193V90L195 89V87L192 86ZM231 84H232V88L229 87V86H231ZM247 84H248V85H247ZM166 85H167V84H166ZM228 85H229V86H228ZM240 85H241V86H240ZM249 85H250V86H249ZM254 85H255V86H254ZM162 86H164V84H163ZM169 86H170V87H169ZM175 86H176V87H175ZM189 86H190V87H193L194 89L191 88V89H193V90H191ZM216 86H217V87H216ZM247 86H248V87H247ZM251 86H252V87H251ZM253 86H254V88H253ZM258 86H261V87H260L261 89L257 88ZM164 87H165V86H164ZM164 87H162V88L164 89ZM174 87H175V88H178V87H179L181 90L178 89V90H177L178 92H176V91H174V90H175ZM203 87H205V88H207V89H203ZM220 87H221V88H220ZM222 87H223V88H226V89L229 90L230 92L233 91V92L235 93V98H236L237 100L239 99L240 103H237L238 105H236V102H237V101H236V99H235V100L233 99V97H234L233 92L230 93L229 91H227V92H229V93H226V89H223ZM245 87H246L247 90H249L250 93L247 92V94H246V89H243V88H245ZM162 88H160V90H162ZM187 88H189L188 90L192 91V92H188L189 94H191V96L187 93V91H188ZM199 88L202 89L201 92L199 91V90H200ZM219 88H220V89H219ZM228 88H230V89H228ZM239 88H240V91H239L238 93H240V92H241L240 94L243 93L242 96H241L240 94H239L238 96L236 95V94H238V93H236V92L239 90ZM249 88H250V89H249ZM197 89H198V91H199L200 93H198L197 95H194L195 92H197ZM216 89H217V90H216ZM218 89L221 90V92H222L221 94H220V92H219ZM251 89H252V90H251ZM182 90H183V91H182ZM184 90H185V91L187 90V91L184 92ZM205 90H206V91H205ZM209 90H210V91H209ZM234 90H236V91H234ZM243 90H244V92H243ZM250 90H251V91H250ZM259 90H261V91H263V92H260ZM173 91H174V94L172 93ZM207 91H208L209 93H208ZM256 91H258L259 95H258V93H257V95H255L256 93L254 94V92H256ZM183 92H184V94H185L184 96H183V94H182ZM206 92H207V93H206ZM186 93H187V94H186ZM205 93H206L207 95H205ZM216 93H217V94H216ZM224 93H225L226 95H225ZM177 94H178V97H176ZM180 94H181V95H180ZM211 94H212V95H211ZM215 94H216V95H215ZM223 94H224V96H222ZM231 94H232V95H231ZM248 94H249V96H247ZM260 94H261V98H260ZM188 95H189L191 98H190V97H187ZM198 95H199V97H198ZM213 95H215V96H213ZM217 95H220V96H221V97L219 96L220 98L225 97V98L223 99V102H224L225 105H224L223 102L221 101L222 99L220 100V102L218 101V104H217V101H216V97H217ZM253 95H254V96H253ZM185 96H186V98H188V99H185ZM196 96H197L198 98H196ZM226 96H228V97H226ZM231 96H232V98H231ZM236 96H237V97H236ZM243 96H245L244 99L247 100V101H244V99L242 98ZM258 96H259V98L262 99V100H260V99L258 98ZM173 97H176V98L174 99ZM193 97H194V99L196 98V99H195L196 102H194V104L192 103V101L194 100V99H192ZM211 97H212V98H211ZM247 97H248V98H247ZM250 97H252L253 100H252ZM254 97H255V98H254ZM155 98L157 99V97H155ZM158 98H159V97H158ZM160 98H161V97H160ZM170 98H173V99H174L173 104H170V103H169V101L172 100V99L170 100ZM181 98H182V100H183L182 103H181V101H178V99L181 100ZM204 98H206V99H204ZM208 98H209V100H208ZM214 98H215V99H214ZM217 98H218V97H217ZM257 98H258V99H257ZM176 99H177V101H176ZM232 99L234 100V102L232 101ZM254 99H255V102H254ZM144 100H145V101H143V102L146 103V101L148 100V97H147V99L145 98ZM207 100H208V101H207ZM218 100H219V98H218ZM241 100H242V101H241ZM248 100H249V101H248ZM251 100H252V101H251ZM256 100H257V101H256ZM150 101H151V100H149L148 102H150ZM197 101H198V102H197ZM203 101H204V103H203ZM205 101H207V102H205ZM228 101H229V102H228ZM258 101H259V102H258ZM167 102H168L169 104H168ZM177 102H178V103L180 102V104H178ZM232 102H233V104H232ZM244 102H245V104H243ZM252 102H253V103H252ZM261 102H262V103H261ZM144 103H143V104H144ZM157 103H159V104H157ZM171 103H172V102H171ZM176 103H177V104H176ZM199 103H200V105H199ZM206 103H207V104H206ZM229 103H230V104H229ZM248 103H249V105H248ZM255 103H256V104H255ZM260 103H261V104H260ZM164 104H166V105H164ZM167 104H168V105H167ZM181 104H182V105H181ZM188 104L186 103V104L184 105L185 110L188 108V107H187ZM220 104H221V105L223 104V105L226 107V109H225L223 106H221ZM242 104H243V106H241ZM246 104H247V105H246ZM257 104H258V105H257ZM150 105H152V107H151ZM170 105H171V107H170ZM193 105H194V106H193ZM198 105H199V107H198ZM205 105H206L207 108L204 107ZM229 105H230L232 108L234 107V110H232V109L230 108ZM250 105H251V106H250ZM252 105H253L254 107H253ZM255 105H256V106H255ZM143 106H144V105H143ZM149 106H150L151 109L149 108ZM163 106H164V107H163ZM167 106H168L169 108H167ZM185 106H186V107H185ZM219 106H220V107H219ZM227 106H228V108H227ZM237 106H238V107H237ZM245 106H246V107H245ZM194 107H195L196 109L199 108L198 110H199V112H201V113H202V111H203V107H204V109L206 110V112L203 111L204 114H203V113H202V114H200V113L195 114L198 110H196V112H195V111H194V110H195ZM244 107H245V108H244ZM251 107H252V108H251ZM263 107H264V106H263ZM159 108H160V110H159ZM161 108H162V110L165 111V112H163V111L161 110ZM173 108H174V109H173ZM173 108H172V110L170 111V114H169V112L166 113V116H167V115H168V117L172 116V118H173L172 111L175 112V110H176V113H175V114L178 113L177 111H178L179 109L177 110L175 107H173ZM180 108H181V110H180L179 112H181V111L183 110L182 107H180ZM219 108H220V111H221V112H222V109H223V113H221V112L219 111ZM221 108H222V109H221ZM237 108H238V109H237ZM248 108L252 109V110L249 109L250 111L248 110V112H249V118H248V116H247V119L250 120V121H248L247 119H244V116H245V111H244V109L247 110ZM255 108H256V109H255ZM259 108H261V110H260ZM146 109H149V110L146 111ZM164 109H165V110H164ZM211 109H212V108H211ZM215 109H212V111L215 112ZM227 109H228V110H227ZM230 109H231V110H230ZM236 109H237V110H236ZM254 109H255V110H254ZM258 109H259V110H258ZM185 110H184V111H185ZM200 110H201V111H200ZM209 110H210V109H209ZM235 110H236V112H235ZM238 110H239V113H238ZM241 110H242L244 113H243V112H240ZM253 110H254V112H255V114H256V117L260 118V120H259L258 118L256 119L255 117H253V115H251V114H253V112H252ZM109 111H111V110H108V111L106 110V112H108V114H109ZM150 111H151V112H150ZM189 111H190V112H189ZM218 111L220 112L221 117H219L220 114H218ZM225 111H226V112L228 111V112L225 114ZM230 111H231V112H230ZM232 111H233V112H232ZM111 112H112V111H111ZM111 112H110V113H111ZM127 112H128V111H127ZM146 112H147V113L150 112V115L148 114V115L150 116V118H153L154 116H155L156 118H158V117L160 116V112H161V113H163V114H161V117L163 116V117H162V120H161L160 117H159V119H156V118L154 117V118H155V121H154V119H153V120H152L153 122L151 123V122H150L151 120H150V121L146 120L147 118L150 119L149 117L144 118ZM182 112H183V111H182ZM182 112H181V113H182ZM193 112H194V113H193ZM209 112H210L211 114L213 113V112H211V111H209ZM229 112H230V113H229ZM158 113H159V114H158ZM236 113H237V115H236ZM242 113L244 114V116H243ZM257 113H258V115H257ZM113 114L116 115L115 118L111 116V115H113ZM113 114H110V116L107 117L106 114H105V111H104V115H105V118H104V119H105V122H104V123H107V122H108V124H106V125H107V126L110 125V123H111L112 120L109 121V120H110V119H109V120L107 121L106 117H107V118H109V117H110V118H113L114 121H113V123H111V124L113 125L114 123H116V126H117L116 128H117V131H118V128L121 127V126H120L121 124L119 125L118 122L120 121L121 115H122V117H123V114H118V113H115V112H114ZM124 114H125L124 116L126 117V120H127V117H128V121H130V120L133 119V117L130 115V113H124ZM126 114H127V115H126ZM154 114H155V115H154ZM157 114H158V116H156ZM184 114H183L182 119H179V121H181V122H179L178 119H173V120L171 121V123H170V120H171V119L169 118V126H171V128H170V127L166 128V127H167V126H166V123H164V124H162V125L160 124V127H162V126L165 125V126H164L165 128L162 127L163 130H164V132L162 133V135H164V134L166 133V132H165L166 129H167V133H169V132L172 130V128L174 127V126H172V125H173V123L175 122V120L178 122V125L181 123L180 126H181V128H182V127L184 126V124H186V123L183 122V121H184V119H183V118H184ZM246 114H247V113H246ZM255 114H254V115H255ZM104 115L102 114V119H103V116H104ZM114 115H113V116H114ZM117 115H118V116H117ZM128 115H129V116H128ZM152 115H154V116L152 117ZM169 115H170V116H169ZM199 115H201V117H200ZM203 115H204V116H203ZM212 115H213V114H212ZM217 115H216V116H217ZM228 115H229V117H228ZM232 115H233V116L235 115V116H234V117H235V120H233V121H232V119H233L234 117H233ZM146 116H147V115H146ZM193 116H194V117H193ZM196 116H197V117H196ZM214 116H215V115H213V117H214ZM216 116H215V117H216ZM231 116H232V117H231ZM237 116H238L239 120H237V118H236ZM139 117H140V116H139ZM199 117H200V118H199ZM224 117H225V118L228 117V118L225 119ZM143 118H144V119H143ZM163 118H164V119H163ZM165 118H166V119H165ZM223 118H224L225 120H224ZM245 118H246V117H245ZM100 119H101V118H100ZM117 119H119V121H117ZM124 119H125V118L122 119L123 122H124ZM211 119H212V118H211V116H210V117L208 118V121L211 122V124H213ZM227 119H228V120H227ZM126 120H125V121H126ZM167 120H166L165 122H167ZM194 120H193V121H194ZM217 120H218V121H217ZM243 120H244L245 124H244ZM246 120H247V122H249V125H248V123L246 122ZM102 121H104V120H101V121H100L101 124H102V125H101V126H102V129H103V127L106 126V125H103ZM115 121H117V122H115ZM122 121H120V123H122V125H123V122H122ZM132 121H133V120H132ZM158 121H157V123H156L157 125H158ZM198 121H197V122H198ZM202 121H201L200 125H202ZM229 121H231V122L234 124L235 131L237 132V135H236V134L234 133V131H233V133L236 135V137H235L231 132H229V133H231V135L233 136V138H232L231 141H230V139H231L230 137H231V136L228 137L229 134H227V130H228V129L230 130V129L232 128L230 125L233 126V124L230 123ZM109 122H110V123H109ZM137 122H138V121H137ZM148 122H149L150 126H149ZM177 122H175L176 125H177ZM185 122H187V121H185ZM221 122H222V123H225V122H226V123H227V126L224 125V124H222ZM240 122H241L244 126H243V125L241 126V123H240ZM254 122H255V123H254ZM126 123H127V121H126ZM128 123H129V122H128ZM128 123H127V125H129ZM131 123L133 124L134 122H130V124H131ZM135 123H136V122H135ZM189 123H190V122H189ZM226 123H225V124H226ZM259 123H260V125H258ZM132 124H131V125H132ZM136 124H137V125L134 124V126H133V128H131V130H130V129L127 130L128 132H129V130H130V132L132 131L131 133H133L134 136L140 135L139 131L137 130V129H138V126H139V122L136 123ZM156 124H154V125H155V128H156ZM194 124H195V122H192V123H191V125H192L191 127H193ZM197 124H198V123H197ZM197 124H195V126H197ZM207 124H208V123H207ZM219 124H220V125H219ZM250 124H251V125H250ZM252 124H253V127H254V124H255V125H258V126H256V128L258 127V131H259V133H257L258 131H256V132L254 131V130H256L255 127H254V130L251 129ZM112 125H110V126H112ZM114 125H115V124H114ZM114 125H113V126H114ZM131 125H130V126H131ZM167 125H168V123H167ZM174 125H175V124H174ZM176 125H175V127H176ZM218 125H219L220 128L218 127ZM221 125H222V127H221ZM180 126H177L176 129L173 128V129H174L173 131H175V130L178 131V129H179ZM204 126H205V124H204ZM228 126L231 127V128H228L227 130H225ZM123 127L125 128V131H126V125H124ZM142 127H143V126H142ZM142 127H141V124H140V128H141L140 130H141V132H142ZM198 127H199V126H198ZM200 127L202 128V126H200ZM207 127H208V125H207ZM210 127H211V128H210ZM241 127H242V128L244 127V128H243V133H244V130H245V133H246V131H248V134H249V135H248V138H249V140H248V138H247V136H246L247 134H245V133H244L245 136H244V137L241 136V138H240L239 135L242 134V132H241ZM247 127H248V128H247ZM260 127H261V128H260ZM104 128H106V127H104ZM114 128H115V127H114ZM114 128L112 127V129H114ZM116 128H115V129H116ZM129 128H130V127H129ZM134 128H136V130L138 131V133H137V132L135 133V132L133 131ZM158 128H159V125H158ZM196 128H197V127H196ZM245 128H246L247 130H246ZM97 129L100 130V125L97 126ZM115 129H114V130H115ZM120 129H123V128H120ZM120 129H119L120 132H118L119 134L122 133V131H124V130L121 131ZM144 129H146V128L144 127ZM197 129H198V128H197ZM217 129H218V130H217ZM219 129H221V130H219ZM222 129H223V130H222ZM248 129H249V130H248ZM250 129L252 130V137H251V133H250L251 130H250ZM263 129H262V131H263ZM148 130L146 129L147 133H148ZM194 130H195V132L197 133L198 131L200 132L201 129L196 131V129L194 128ZM202 130H203V128H202ZM127 131H126V132H127ZM173 131H171V132H173ZM179 131H180V130H179ZM179 131H178V132H179ZM215 131H217V132H216V135H214V134H215ZM249 131H250V132H249ZM262 131H261V133H262ZM114 132H116V131H114ZM195 132H194V135H195ZM218 132H219L220 134H219ZM224 132H225V134H226L225 143H226V146H227V147H225V148L222 147V145H223V144H222V143H223V142H222L223 138L220 137V136H224V135H225ZM144 133L147 134L145 131H144ZM144 133H143V134H144ZM167 133H166V134H167ZM208 133H209V135H208ZM212 133H213V135H212ZM221 133H223V135H221ZM129 134H130V133H129ZM129 134H126V133H125V135H129ZM133 134H132V135H133ZM217 134H219V135L217 136ZM263 134H264V133H263ZM132 135L130 134L129 136H132ZM141 135H142V133H141ZM198 135H200V134L198 133ZM198 135L196 134L195 138H196V137L198 138ZM257 135H258L259 137H258ZM192 136H193V135H192ZM215 136H217V137H215ZM238 136H239V138H240L239 141H240L241 145H240V143H239L237 140H235V139H237ZM212 137H214V139H216V138H217V139L214 140V141H212V139H213ZM224 137H225V136H224ZM245 137H246V138H245ZM250 137H251V139H250ZM254 137H255V138H254ZM256 137L258 138L257 141H256ZM17 138H18L17 135H14V136H10V137H9V139H10V140H9V149H10V150L17 151V149L19 148V147L16 145V144H17V143H16V141H17L16 139H17ZM131 138H132V137H131ZM161 138H162V137H161ZM163 138H165V137H163ZM193 138H194V136H193ZM218 138H221L220 142H222V143H218V144H217L216 141L219 140ZM227 138H228V139H227ZM229 138H230V139H229ZM253 138H254L255 140H254ZM202 139H203V138H202ZM233 139H234V141H233ZM243 139H244V140H243ZM246 139H247V140H246ZM252 139H253V140H252ZM77 140H78V139H76V140H74V141H77ZM84 140H85V139H83V138H79V142H80V141H83V142H84ZM87 140H88V139H87ZM132 140H134V139H132ZM132 140L130 139L129 141L131 142ZM194 140H195V139H194ZM226 140H227V141H226ZM228 140H229V141H228ZM251 140H252V142H251ZM158 141H159V143H160V142H162L163 140L160 139V140H158ZM205 141H206V140H205ZM247 141H248V142H247ZM253 141H255V142H253ZM79 142H77V143H79ZM214 142H216V144H217L216 149H215V144H214ZM218 142H219V141H218ZM227 142H228V143L231 142L230 145H229ZM237 142H238L239 144H238ZM260 142H261V144H260ZM208 143H209V144H208ZM210 143H211V144H210ZM245 143H248V145H249L250 143H252V144L255 143V144H254V145H251V146H248V145L245 144ZM199 144H201V143H199ZM199 144H198V145H199ZM213 144H214V146H213ZM220 144H221V146H220ZM244 144H245V145H244ZM52 145H53V147H54V150L52 151V153L61 152V149H62V148H60L59 145L56 146V144H54V143H53ZM195 145H196V142H195ZM195 145H194V146H195ZM26 146H27V145H26ZM218 146H220V148H219ZM231 146H232V147H231ZM233 146L236 147V148H233ZM237 146H239V147H237ZM246 146H248V147H246ZM252 146L254 147V149L252 148L253 150L251 149ZM195 147L197 148V147H199V146H195ZM213 147H214V148H213ZM242 147L244 148L243 150L241 149V150H242V153H243L244 156H245L244 159H243V154L241 153V150H240V148H242ZM249 147H250V148H249ZM259 147H260V146H259ZM261 147H262V146H261ZM261 147H260V148H261ZM226 148H228L227 151H226ZM204 149L206 150L205 153H203V154L205 155V158H204V155H203V157H202V154H200L201 152H204ZM232 149H233V150H232ZM238 149H239V150H238ZM247 149L249 150V152L246 151ZM262 149H263V151H264V146L262 147ZM193 150H194V148L192 149V151H193ZM199 150H200V153H199ZM210 150H211V152H210ZM212 150L215 151V152H212ZM224 150H225V151H224ZM237 150H238V153H237ZM250 150H251V151H254L255 153L252 152L253 154H251ZM257 150H258V147H257ZM259 150L261 151V149H259ZM207 151L210 152V153L212 154L213 157H211V154L209 153V154H210V157H209V154H207L209 158H207V160H206V157H207V156H206V152H207ZM217 151H218V155H217ZM230 151H231V152H230ZM243 151H244V152H243ZM260 151H259V152H260ZM263 151H262V153H261V155H260L261 157L264 155V152H263ZM208 152H207V153H208ZM220 152H221L222 154H224V155H222L224 161H223V159L220 157L221 155H219ZM235 152H236V153H235ZM239 152H240V154H239ZM246 152H247L248 154H246ZM198 153H199V154H198ZM215 153H216V154H215ZM229 153H230V154H229ZM47 154H48V153L41 154V156L39 155V157H37V160L44 159L45 156H46ZM214 154H215V155H214ZM237 154H238V155H237ZM262 154H263V155H262ZM230 155H231V157H230ZM236 155H237V156H236ZM249 155H251V156L254 155L255 158H254V157H251V156H249ZM216 156L219 157L218 160H217V157H216ZM224 156H225V157H224ZM239 156H240V157H239ZM46 157H47V156H46ZM214 157H216V159H214ZM233 157H234V159H233ZM235 157H237V158H235ZM238 157H239V161H238ZM263 157H264V156H263ZM212 158H213V160H212ZM227 158H228V159H227ZM231 158L233 159V161H232ZM241 158H242V159H241ZM246 158H247V159H246ZM248 158H249V160H248ZM197 159H196V160H197ZM204 159H205V160H204ZM221 159H222V160H221ZM235 159H236V160H235ZM245 159L248 160V161H246ZM253 159H256V160H255V161H256V164L253 162ZM200 160H201V161H200ZM203 160H204V163H205L206 165L202 163ZM208 160H209V161H208ZM215 160H217L218 162L220 161V163L215 162ZM259 160H260V157H259ZM199 161H200V162H199ZM205 161H206V162H205ZM237 161H238V163H237ZM244 161H245L246 164H248V165H246ZM251 161H252V162H251ZM207 162H208V163H212V164H209V167H207V166H208ZM214 162H215V163H214ZM223 162H224V164H223ZM260 162H261L262 165L264 164V162H262L261 160H260ZM187 163H189V164H187ZM192 163H195V162L192 161ZM200 163H201V165H200ZM217 163H218V164H217ZM230 163H231V164H230ZM214 164H215V166H213ZM216 164L219 165V167H218ZM221 164H222V166H221ZM234 164H235V165L237 164V165H236V166H237V169H235L236 167H234V166H235ZM244 164H245V167L242 166V165H244ZM186 165L188 166V168H186V167H187ZM231 165H233V166H231ZM185 166H186V167H185ZM210 166L214 168L213 171H212L213 168L210 169ZM227 166H228V167H227ZM230 166H231V168H229ZM249 166H250V167H249ZM197 167H198V169H199V168H201V169H199V171H198V170H197ZM217 167H218V168H217ZM221 167H223V169H225V167H226V169L223 170ZM246 167H247V168H246ZM182 168H183V167H182ZM193 168H194V167H193ZM228 168H229V170H228ZM232 168H233V169H232ZM184 169H183V172H184ZM209 169L211 170L212 173H211V172H208V171H210ZM217 169H219L220 171L217 170ZM74 170H75V168L73 167V168H70V171H69V169H68V172L73 173ZM207 170H208V171H207ZM221 170H222V174H221ZM233 170H235V171H233ZM254 170H255V171H254ZM187 171H188V172H187ZM197 171H198V172H197ZM200 171H201V174H200ZM214 171H215V172H216V171H219V172H216V174H214ZM223 171H224V174H223ZM248 171H249V172H248ZM181 172H182V171H181ZM181 172H179L178 174L180 175ZM234 172H235V174H234ZM250 172H251V173L253 172V174H255V176H256V180H257V178L259 177L260 185H257V187H258V186H259V187L256 188V189H255V188L252 189V187H254V184H255L256 182H258V180H257V181H254V180H255V179H254V176H253V174H250ZM229 173H230V174H229ZM174 174H175V173H174ZM183 174H184V173H183ZM197 174H196V175H197ZM209 174H210V175H209ZM211 174H212V175H211ZM231 174H233V175H231ZM248 174H249V177L252 175V176H251L252 178H251V179L249 178V181H248V179H247V178H248V177H247ZM181 175H182V174H181ZM181 175H180V177H181ZM185 175H184V176H185ZM187 175H188V176H187ZM215 175H216V177H214ZM235 175H237V176H235ZM241 175H242V176H241ZM61 176H62V175L59 174V177H61ZM227 176H228V178H227ZM229 176H230V177H229ZM40 177H41L40 175H36V176H32V177H30V178H29V181H25L24 178H23V180H22L21 182H19L20 180H18V181H14V187L12 188V191H13V189H14V190H16V191H19V193H20V190H21V189L24 191V188H26L24 192H26V193L28 192V194H31V193H29L30 190H31V189H34V191L32 192L33 195H34V194H35V193H34L35 190L39 189V187H40V185H41ZM166 177L168 178V177H170V175H169V176L166 175ZM176 177H177V179L179 178L178 175H177ZM176 177L173 176V178H176ZM182 177H183V176H182ZM187 177H188V178H187ZM198 177H197V178L195 177V178L198 179ZM200 177H199V178H200ZM213 177H214V178H213ZM234 177L237 179V180H236L237 182L234 181L235 179L233 180V181L236 183V185H235V183H233V182L231 181V178H234ZM244 177H243V178H244ZM226 178H227V183H226ZM147 179H148V178H147ZM159 179H160V178H159ZM162 179H164V177H162ZM168 179H169V178H168ZM171 179H172V178H171ZM177 179H176V181H174V179H173L172 181L169 180V182L171 181V183H170V185H168V187H172V186H174L173 184H176ZM253 179H254V180H253ZM152 180H154V179H152ZM166 180H167V179H166ZM188 180H189V179H188ZM193 180H195L193 177L190 178V181H187V180H186V185H185V187H187V188H186L187 190H186L185 188H183V185L185 184V182H184L185 180L183 181L184 183H182V182H181V181H182V178H181V181H180V182H181L183 185H181V184H179V183H178V185L182 186V187H181V190H179V191L182 192V193H181L182 197H183L184 190H186V191L188 192L189 189L193 190V189H195V186H197V185L194 184L195 186L193 187V189L190 188V187H192V186H191V184H192L191 182H193ZM205 180H206V179H205ZM243 180H244V179H243ZM155 181H156V183H157V179H156ZM158 181H159V180H158ZM160 181H161V180H160ZM173 181H174V183H173ZM195 181H196V180H195ZM202 181H201V182H202ZM253 181H254V183H253ZM146 182L148 183V181H146ZM149 182H150V181H149ZM187 182H188L189 184H188ZM201 182H200V183H201ZM209 182H210V181H209ZM242 182H243V181H242ZM248 182H250L251 184L248 183ZM147 183H146V185H147ZM156 183H154L155 186L157 185ZM164 183H165V181H164ZM166 183L168 184V180H167ZM166 183H165V184H166ZM172 183H173V184H172ZM231 183L233 184V186H231V185H232ZM252 183H253V184H252ZM144 184H145V183H144ZM150 184H152V183L150 182ZM197 184H198V183H197ZM203 184H205L204 181H203ZM211 184H212V182H211ZM227 184H228V185H227ZM229 184H230L231 187L229 186ZM242 184H243V183H242ZM257 184H258V183H257ZM148 185H149V184H148ZM148 185H147V186H148ZM159 185H162V183L160 182ZM189 185H190V187H189ZM199 185H200V184H199ZM209 185H210V183H209ZM209 185H208V186H209ZM224 185H225V186L227 185V186L224 187ZM234 185H235V187H234ZM251 185H252V187H251ZM147 186H146V187H147ZM151 186H152V185H151ZM155 186H153L155 189H157V188L159 189V188H160V186L157 187V188H156ZM202 186H203V185L201 184V187H202ZM228 186H229V188H228ZM241 186L243 187V185H241ZM255 186H256V184H255ZM146 187L144 188V192H145V193H148V196H149V197L152 196L150 192H151V191H154V188H153V189L151 188V189H152V190H151L150 187H149V189H150V191H149V189H147ZM177 187H178V186H177ZM177 187L175 188L176 190H177ZM165 188H166V187H165ZM197 188H198V186H197ZM197 188H196V190H197ZM199 188H200V187H199ZM233 188H234V190H232ZM239 188H240V185H239ZM42 189H43V188H42ZM145 189H146L147 191H145ZM170 189L172 190V188H170ZM203 189H204V188L202 187V190H203ZM228 189H229V190H228ZM254 189H255V190H254ZM261 189H260V190H261ZM22 190H21V193L23 192ZM26 190H27V191H26ZM28 190H29V191H28ZM166 190H167V189H165V191H166ZM217 190H219L220 193L223 195V196H221V195L219 194V191H218V194H219V195H218L217 197H220V196H221V199L219 198L218 201H216V200H217V197L215 196V194H217V192H215V191H217ZM227 190H228V192H229V193H228V196H226V195H227ZM240 190H241V189H240ZM252 190H253V191H252ZM31 191H32V190H31ZM193 191H194V190H193ZM193 191H192V192H188V193L186 192L185 195L187 194L186 196H188L189 193L191 194V193H193ZM198 191H199V189H198ZM200 191H201V190H200ZM200 191H199V192H200ZM205 191L208 192V189H207V190L205 189ZM230 191H231V192H230ZM258 191H259V189H258ZM154 192H155V191H154ZM154 192H153V194L155 195L157 192H156V193H154ZM166 192H167V191H166ZM168 192H169V191H168ZM223 192H224V193H223ZM237 192H238V191H237ZM252 192H253V193H252ZM259 192H260V191H259ZM261 192H262V193H261ZM261 192H260V195H261V194L263 195L264 190H262ZM158 193H159V192H158ZM163 193H164V192H162V194H163ZM194 193L197 194V192H194ZM202 193H204V192H202ZM235 193H236V192H235ZM243 193L240 192V197H239V195L237 194V195H238V197H237V200H238V201L235 203L236 205H237L238 202L241 203V202L239 201L238 198L241 199V197L244 196ZM250 193H251L252 195H251ZM169 194H170V193H169ZM173 194H174V193H173V191H172V193L170 194V196H172ZM198 194H199V193H198ZM205 194H206V193H205ZM35 195H37V194H35ZM154 195H153L152 198H157L158 201H159V197H155ZM229 195H230V196L232 195V196H231L232 198H229ZM249 195L247 194L246 196L249 197ZM262 195H261V196H262ZM144 196H145V199H146V202H147V200H149V198L147 199L146 194H145ZM163 196H164V194H163ZM165 196L168 198V195L165 194ZM173 196H174V195H173ZM190 196H191V195H190ZM194 196H195V198H194ZM166 197H165V198H166ZM180 197H181V196H180V192H179V194H178V198H177V199L181 200L182 203H185L186 200L188 201V197H187V198L184 197V198L186 199L185 202L182 201V199L184 200V198L180 199ZM204 197H205V198H204ZM214 197L216 198V200H215ZM225 197H226V198H225ZM227 197H228L229 199H228ZM256 197H254V198L256 199ZM258 197H259V196H258ZM263 197H264V196H263ZM263 197H261V199H262ZM150 198H151V197H150ZM172 198H173V197H172ZM172 198H170V201H169V209H170V208H171V209H175V208L172 207V205H171V203H170ZM174 198H175V196H174ZM234 198H235V196H234ZM197 199H198V198H197ZM207 199H209L210 201H211V199L214 200V201L212 200L213 203L211 202L212 205H211V204L209 205V203H210L209 200H208L209 203H207ZM259 199H260V197H259ZM261 199H260V201L263 203L264 201H262ZM263 199H264V198H263ZM151 200H152V199H151ZM153 200H154V199H153ZM163 200H164V199H163ZM172 200H173V199H172ZM198 200H199V199H198ZM200 200H201V199H200ZM205 200H206V203H205ZM221 200H222V201H221ZM243 200H245V196H244V199H243ZM247 200H248V198H247ZM156 201H157V200H156ZM158 201H157V202H158ZM230 201H231V202H230L231 204H232V201L234 202V200H230ZM251 201H253V200L251 199ZM260 201L258 200L257 202H255V200H254V203H255V204L253 203L252 205H255V207H257L256 203L259 204ZM195 202H197V200H195ZM195 202H194V204L196 205L197 203H195ZM216 202H218V204H217ZM219 202H221V204H220ZM223 202H225V205H224ZM228 202H229V201H228ZM245 202H246V201H245ZM149 203H150V204L148 205V202H147V207H146V208H148V209H146V210L148 211L147 214L151 215L152 213H150V211H149V210H151V208H149L148 206H152L153 203L151 204V201H149ZM158 203H159V202H158ZM161 203H163V201H161ZM161 203H160V205H157V203H156V205H157L158 207H160V206H161ZM182 203H181L180 205L183 207ZM215 203H216V206H215ZM243 203H244V202H243ZM243 203H242L241 205L244 206V207L242 208V206H241L242 209H240V208L238 207V211H239V210L242 211V215H243V211H244V209H245L244 213L247 212V214H248L249 216H250V213L253 215V213H254L253 211H254V210H253V211H250V206L252 207V205L248 202V205H250V206H249V208H248L249 210H247L245 204L243 205ZM164 204H165V202H164ZM166 204H167V203H166ZM207 204L210 206L211 209H210L209 206H208V209L203 211V209L205 208V206H206ZM222 204H223V206H222ZM260 204H261V203H260ZM180 205H179V206H180ZM232 205H234V204H232ZM236 205H235V206H236ZM157 206H154V208H153V210H152V211L154 212L155 215H156L157 212L159 213V210L161 211V209H160L161 207L159 208L158 211H155L156 209H158ZM162 206H164V205L162 204ZM212 206H213V207H212ZM217 206H218V207H217ZM220 206H221L222 208H221ZM237 206H239V205H237ZM237 206H236V208H237ZM258 206L260 207V205H258ZM182 207H180V208H182ZM215 207L217 208V210L219 209V210H218L219 213H220V211H221L222 214L217 215V214H216L217 211L214 212L216 209L213 210V213H212V209H214ZM165 208H166V207H165ZM165 208H163V210H165ZM183 208H184V207H183ZM189 208H190V209H189ZM206 208H207V207H206ZM206 208H205V209H206ZM220 208H221V210H220ZM252 208H253V207H252ZM261 208L264 209V203H263V205L261 204ZM187 209H188V211H187ZM209 209H210V211H208ZM259 209H260V208H259ZM236 210H237V209H236ZM255 210H256V208H255ZM260 210H261V209H260ZM166 211H167V210H166ZM179 211L181 212V214H180ZM194 211H196L197 213H200L201 211H202V212H205V211H206V212H208V213L210 212L209 214H211V215L207 214L209 217L206 216V217H208V218H206V217L204 216V214H202V212H201V214H202V218L199 219V214H197V216H196V213H195ZM238 211H236V213H237ZM249 211H250V213H249ZM263 211H264V210H262L261 213H260V211L257 210V212H258L257 214H258L259 216H258V215L255 216L256 214H254V216H255V217L253 216L254 220L251 218V217H252V215H251V217H250L251 219H249V221H250V222H249V225H250V226H248V225L246 226V225H245V227H247V229H249L248 232L251 231V233H249V234H248L249 236H247V237H246V235H247V231H244V229L241 230V229L243 228V226L239 228V226L237 225L238 223H236V220H237L238 217L240 216V213H241V212L239 213V216H238V217H237L238 214L236 215V217L234 216V218H233V216L230 215L232 221L236 218V219H235V222H234L235 225H236V229H235L234 223H233L231 220L228 219L229 222L226 224V228H227V234H226V236H228V234H229L230 237H231L232 239H234L235 235H236L237 232H238V236H239L241 239H242L244 236H245L246 239H247V240H245V238H244V242L247 241V243H244V242H243L244 245L246 246V245L250 244L251 241H249V240H252V239L254 238L253 236H255V235H254V234H255V229H256L257 227H259V225H261V224L258 225V222H261V223H262V220H263V218H264V215H262V214H264ZM225 212H227V214H229V215H227ZM167 213H168V211H167ZM169 213H170V211H169ZM173 213H174V212L172 211L171 214H173ZM186 213H185L184 216H186ZM192 213H194V214H192ZM214 213H215V214H214ZM217 213H218V212H217ZM147 214H146V218H148V219H147L146 221H148V220L150 221V219L153 217V216H152L153 214L151 215V217H150L149 215H148V217H147ZM171 214H170V215H171ZM175 214H176V212H175ZM234 214H235V212L232 213V215H234ZM247 214H246V215H247ZM260 214H261V215H260ZM173 215H174V214H173ZM176 215H177V214H176ZM179 215H180L181 217H180ZM194 215H195V216H194ZM205 215H206V213H205ZM212 215H217V218H216V217H215L216 219L212 218V217H214V216H212ZM225 215H227V216H226L227 218L225 217ZM158 216H159V215H158ZM158 216H156V217H157L156 220H157L158 224H159V222H161V224H162V223L165 224L164 216H163V220H164V221H159V220H161V219L158 218ZM203 216L205 217L206 220L203 218ZM218 216H219V217H218ZM222 216H223V217H222ZM230 216H229V218H230ZM261 216H263V217L261 218ZM149 217H150V218H149ZM161 217H162V216H161ZM194 217L198 218V219H197L198 221H197L196 219H193ZM200 217H201V215H200ZM180 218H182V219H180ZM224 218H226V219H224ZM240 218L242 219L241 216H240ZM248 218H249V217H248ZM248 218H246L245 220H247ZM207 219H208V222H209V223L206 224ZM210 219H212V222H210ZM218 219H219V220H218ZM199 220H200V222H199ZM201 220H202V221L205 220V221H204L203 223H201ZM214 220H217L218 223H217L216 221H214ZM239 220H240V219H239ZM239 220H237V222H239ZM243 220H244V219H243ZM245 220L243 221V224L245 223ZM255 220H257L258 222L255 221ZM214 222H215V223H214ZM231 222H232V223H231ZM241 222H242V221H241ZM247 222H248V221H247ZM254 222H256V223H254ZM263 222H264V220H263ZM187 223L190 225V227L187 226ZM197 223H198V224H197ZM210 223H213L211 231H210V228H211V227H209V226H211ZM199 224H200V225L202 224L201 227H200ZM203 224H204V225H203ZM208 224H209V226H207ZM228 224H229V225H228ZM239 224H240V222H239ZM247 224H248V223H247ZM254 224H255V225H254ZM262 224L264 225V223H262ZM168 225H169V223H168ZM192 225H196L198 229L196 228V226H195V227H192ZM205 225H206V228L209 227V228H208L209 230L207 229L208 231H210L211 233L213 232V233L211 234V236H210V232L208 233V231H207L206 229H204V228H205ZM227 225H228V226H227ZM232 225H233L234 227H233ZM159 226H161V225H159ZM163 226H164V225H163ZM165 226H166V228H167V225H166V224H165ZM202 226H203V230H201V229H202ZM213 226H214V227H213ZM255 226H256V227H255ZM183 227H184V228H183ZM232 227H233V228H232ZM195 228H196L198 231H197ZM226 228H224V230H226ZM162 229H163V231H164V229H165V233H168V232H169V233H168V234H165L163 231H161ZM171 229H173V234L170 233V232H171ZM183 229H184V232H183ZM199 229H200V231H199ZM213 229H214V230H213ZM239 229H240V230H239ZM186 230H187V231H186ZM205 230H206V232H203V231H205ZM218 230H219L220 232H219ZM175 231H176V232H175ZM180 231L183 233V236H182V233L180 234ZM242 231H244V233H246V234L244 235V233H242ZM158 232H159V231H158ZM185 232H188V235H187V233H186L187 238L184 239V233H185ZM189 232H190V234H191V232H192L190 238H193V236H194L195 239L193 240L194 243H193V241H190V240H189L190 243H189V241H188V244H187V243H185V240H186V242H187V239H188V237H189ZM196 232H197V233H196ZM198 232H199L200 234H198ZM163 233H164V234H163ZM177 233H178V234H177ZM204 233H206V234H204ZM221 233H222V236H224V243H223V241H221V239H223V238L221 237ZM252 233H253V234H252ZM171 234H172V235H171ZM193 234H194V235H193ZM196 234H197V236H196ZM201 234H202V235H201ZM208 234H209V236H208ZM216 234H217V235H216ZM192 235H193V236H192ZM198 235H200V236L198 237ZM215 235H216V236H215ZM177 236L180 237L178 240H180V239L182 238V239H181L182 243H180V242L177 241V238H178ZM202 236H204L206 240H205V239L202 240ZM214 236H215V244L213 243V241H214ZM217 236H218V237H217ZM232 236H234V237H232ZM159 237H158V238H159ZM176 237H177V238H176ZM248 237H249V238H248ZM250 237H251L252 239H251ZM197 238H199L200 243H201V244L198 243L199 246H197V243H196V246L194 245L195 242H199ZM217 238H218V239H217ZM164 239H165V238H164ZM209 239H210V240H209ZM212 239H213V240H212ZM159 240H160V239H159ZM201 240H202V242H201ZM204 241H205V242H204ZM206 241H207V242H206ZM163 242L165 243V241H163ZM169 242H170V241H169ZM221 242H222V243H221ZM178 243H180V245H179ZM203 243H205V244H203ZM159 244H160V248H161V246H163V245H161L160 242H159ZM184 244H185V245H184ZM189 244H190V245L192 244L191 247L193 246V247H195V248L192 247V249H191ZM207 244H208V245H207ZM209 244H210V245H209ZM211 244L214 245L213 248H210V246L212 247ZM223 244H224V245H223ZM168 245H169V247H170L169 249H168ZM186 245H187V247H188V245H189L188 249H187V247H186V249L184 248ZM203 245H204V248L202 249L201 247H202ZM173 246H174V247H173ZM207 246H208V248L210 249V252H209V250H208V251L206 250V249H207ZM171 247H172V248H171ZM196 247H200L201 249L198 248V249H199V250H198V249H196ZM221 247H223V249H222ZM160 248H159V249H160ZM165 248H166V246H165V247L163 246L161 249H164V250H165ZM159 249H158V250H159ZM161 249H160V250H161ZM218 249H220V250L222 249V250L219 251ZM189 250H191V251H189ZM200 250H201V251H200ZM203 250H204V251H203ZM205 250H206V251H205ZM186 251H188V252H186ZM192 251H193V252H192ZM195 251L197 252V254H196ZM198 251H199V252H198ZM202 251L204 252L203 254H201ZM211 251H212V253H211ZM217 251H218L219 253H218ZM158 252H160V251H158ZM189 252H190V255H189ZM161 253H163V251H162ZM193 253H194V254H193ZM198 253H199V255H198ZM205 254H206V256H205ZM163 255H164V254H163ZM192 255H193V256H192ZM195 255H196V257H195ZM164 256H165V255H164ZM167 256H168V255H167ZM200 256H201V257H200ZM197 258H198V261L196 260ZM168 259H169V258H168ZM188 259H189V258H188ZM204 259H205V260H204ZM211 260H212V261H211ZM194 261H195V262H194ZM201 261H202V262H201Z\"/></svg>",
    "mask_w": 264,
    "mask_h": 264
}]
</instances>
